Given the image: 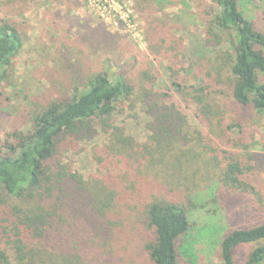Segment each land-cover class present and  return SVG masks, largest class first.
<instances>
[{"label": "trees", "instance_id": "obj_1", "mask_svg": "<svg viewBox=\"0 0 264 264\" xmlns=\"http://www.w3.org/2000/svg\"><path fill=\"white\" fill-rule=\"evenodd\" d=\"M16 1L0 0V110L15 99L27 129L14 128L15 143L0 151V264H178L193 215L206 206L215 215L212 204L233 217L219 238L218 264H264V151H251L264 147V135L255 142L247 128L252 116L264 122V27L245 16L246 0H125L127 20L139 23L157 55L168 56L172 33L205 23L192 77L172 72L166 91L149 75L146 52L121 48L126 69L110 60L120 55L113 37L123 33L106 24L81 38L86 61H77L76 74L68 59L57 76H45L44 90L21 80L15 59L28 23L13 19ZM6 88L11 97L2 99ZM127 108L142 111L141 141L116 124ZM97 127L109 134L115 173L87 178L66 154L81 150ZM127 173H134L129 184Z\"/></svg>", "mask_w": 264, "mask_h": 264}, {"label": "rangeland", "instance_id": "obj_2", "mask_svg": "<svg viewBox=\"0 0 264 264\" xmlns=\"http://www.w3.org/2000/svg\"><path fill=\"white\" fill-rule=\"evenodd\" d=\"M63 1L65 2H62L61 5L56 0H17L11 6L13 19L28 23V28L25 30L27 39L23 41L15 59L17 77H20L21 80L28 78L34 84V87L44 90L47 87L45 76H57L56 65L64 66L68 59L74 64L72 74H76L83 67V63L81 65L78 64L86 61L83 52L87 51L85 50L87 45L84 44V41L81 42V38L89 37L91 39L93 35L97 36L96 33L100 34L102 32L103 24L114 27L123 33V35L116 33L117 35L113 37L115 41L113 49L119 48L120 55L109 54L108 56L111 61L117 62L115 63L117 67L122 69L129 67L128 64L123 66L128 57L122 53L121 48L125 52L133 49L137 53L146 52L148 56L147 64L152 67L149 75L157 77L156 88L161 87L163 91H166L169 83L168 77H171L172 72H177L180 77H192L191 68L188 65L193 61L195 62L197 53L203 52L200 45L203 33L200 28L205 23H201L200 27L188 25L185 30L172 33L171 37L174 38L175 45L169 48L168 56L166 54L157 55V50L146 47L138 31L139 23L130 19L127 20L129 12L124 6L126 5L125 0ZM240 8L245 16L254 22L256 27H264V0H246L240 3ZM212 10H215L214 4L212 1H208L206 11L210 12ZM213 13L212 11V15ZM86 42L88 43L87 40ZM64 47L67 48V52ZM175 47H178V49L176 50ZM206 51L208 52L209 50ZM62 52L64 59L56 56ZM175 52L177 53L176 56ZM33 54H36V56L33 57ZM209 57L212 59V53ZM77 61H79L78 64ZM39 65L41 67H38ZM47 68L50 69V72H43ZM137 69H134L135 72ZM153 70H155V73ZM111 71L114 73L117 69L111 68ZM127 74L131 76L130 73ZM20 88L18 86V89ZM28 92L29 90L26 87L24 90H19L17 96L22 97ZM7 96L11 97L9 88L5 89L1 98L3 99ZM22 103L27 106L30 104L28 101H23ZM9 105L14 106L13 109H10ZM9 105L5 103L6 109L1 108L0 110V151H6L7 143H15L13 139L10 140L14 128H18L21 131L19 135H23V132H26L25 130L27 129L25 123H23V115H21L19 110L15 109L20 103L17 104L15 99L10 98ZM12 113L13 116L17 117L16 119L12 117ZM116 119V124L124 128L123 135H132L137 141H141L148 134L144 131V116L140 109L129 110L127 108L122 114L116 115ZM263 123L262 118L257 116H252L248 121L247 128L255 142L260 141L264 135ZM96 129V134L90 142L80 143L79 147L81 150L77 153L68 152L66 154V159L70 162L71 167L79 170L87 178H98L99 175L101 176L107 172L112 175L115 173L114 164H111L112 155L106 148L109 134L104 133L98 127ZM6 144L7 146L3 148L4 150L1 149ZM251 151L263 152L264 147L261 144H255ZM97 162L102 163L98 164ZM124 178L126 183L129 184L134 178V173H127ZM233 196H237L238 200H243L242 195L233 194ZM244 196V201L247 204L249 197ZM212 205L216 211L215 215H209L205 211V209L208 211L211 206H206L193 215L190 221V231L182 239L180 247V250L181 248L185 250L187 256L179 254L178 264L219 263V238L233 226V217L229 213H227L229 216L222 217V213L219 212L214 204ZM114 211L120 216L129 218L133 214L128 208L122 211L118 206L115 207ZM149 230L147 229V231ZM189 253L192 256H189ZM141 264L151 263L147 259L143 260Z\"/></svg>", "mask_w": 264, "mask_h": 264}]
</instances>
